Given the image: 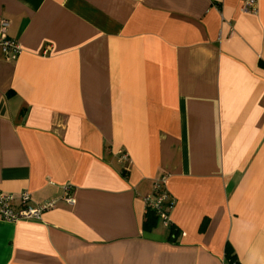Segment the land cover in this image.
<instances>
[{
    "label": "crops",
    "instance_id": "obj_1",
    "mask_svg": "<svg viewBox=\"0 0 264 264\" xmlns=\"http://www.w3.org/2000/svg\"><path fill=\"white\" fill-rule=\"evenodd\" d=\"M240 6L0 0L21 47L0 50V192L56 200L0 218V264H264V0ZM161 174L177 235L142 229Z\"/></svg>",
    "mask_w": 264,
    "mask_h": 264
},
{
    "label": "built area",
    "instance_id": "obj_2",
    "mask_svg": "<svg viewBox=\"0 0 264 264\" xmlns=\"http://www.w3.org/2000/svg\"><path fill=\"white\" fill-rule=\"evenodd\" d=\"M257 0H241V11L254 12ZM9 22L5 19L0 21V50L9 59L15 60L21 53V47L16 39L6 35V28ZM127 159V155L120 151V160ZM166 174H161L153 183L150 194L144 197L145 211L148 209L156 210L165 224L167 221V206L165 201L168 198V192L163 186L166 180ZM67 191V189H66ZM19 205L14 207L13 201L15 195L12 193L0 192V218L6 221H17L20 219H39L41 212L52 208L56 204L55 199H50L42 204L30 205L28 202L30 196L26 191L18 195ZM63 199L68 203H73L74 199L65 192Z\"/></svg>",
    "mask_w": 264,
    "mask_h": 264
},
{
    "label": "trees",
    "instance_id": "obj_3",
    "mask_svg": "<svg viewBox=\"0 0 264 264\" xmlns=\"http://www.w3.org/2000/svg\"><path fill=\"white\" fill-rule=\"evenodd\" d=\"M173 199L171 196L168 194V198L165 201V205L167 206V210H165V213L168 215L170 208L173 205ZM161 219L159 213L156 210H151L148 209L145 211L144 219L142 222V229L143 230H151L158 222V220ZM168 227L170 229V234H176L177 235V229L172 223H167ZM225 257L228 258L229 260H233L234 256L232 255L231 251L226 248L225 250ZM234 261V260H233Z\"/></svg>",
    "mask_w": 264,
    "mask_h": 264
},
{
    "label": "rangeland",
    "instance_id": "obj_4",
    "mask_svg": "<svg viewBox=\"0 0 264 264\" xmlns=\"http://www.w3.org/2000/svg\"><path fill=\"white\" fill-rule=\"evenodd\" d=\"M162 223V220H161V222H160V220H159V224H161Z\"/></svg>",
    "mask_w": 264,
    "mask_h": 264
}]
</instances>
